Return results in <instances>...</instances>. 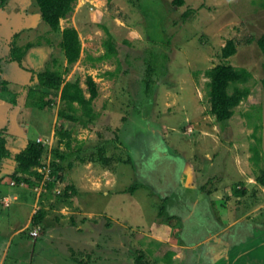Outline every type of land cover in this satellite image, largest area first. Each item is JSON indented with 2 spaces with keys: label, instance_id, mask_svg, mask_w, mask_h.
Here are the masks:
<instances>
[{
  "label": "rangeland",
  "instance_id": "1",
  "mask_svg": "<svg viewBox=\"0 0 264 264\" xmlns=\"http://www.w3.org/2000/svg\"><path fill=\"white\" fill-rule=\"evenodd\" d=\"M66 27L78 30L82 45L72 65L60 48ZM104 27L118 53L101 60L107 53ZM263 36L264 0H77L60 31L41 19L34 0L2 4L0 79L7 90L0 87V111L17 119L13 134L10 119L0 126L8 149L0 159L2 264H135L140 256L141 264H181L185 255L181 251L180 261H173L171 244L184 242L188 211L174 217L177 202L167 204L164 196L182 191L183 175L172 164L183 162L198 168L192 184L197 192L218 194L211 203L228 204L232 195L246 193L231 203L246 212L260 208L256 214L264 219V52L258 43ZM231 40L237 53L224 59ZM11 46L24 52L21 63L10 61ZM220 64L252 74L239 86L250 94L223 123L215 121L208 95L209 73ZM56 69L65 82L79 81L87 98V79L95 80L94 123L84 127L61 119L64 83L46 93L37 79ZM34 94L51 106H34ZM61 127L73 133L69 148L58 135ZM25 128L31 131L23 140ZM13 135L20 137L18 145ZM24 141L26 147L42 146L41 166L22 168ZM170 149L179 163L166 157ZM11 156L15 162L2 165ZM140 188L150 192L149 200L142 190L137 195ZM162 206L163 216L153 219ZM197 211L189 222L190 239L197 245L194 256L208 264L198 244L210 220L203 209ZM153 221L172 227L161 241L151 234H159Z\"/></svg>",
  "mask_w": 264,
  "mask_h": 264
},
{
  "label": "trees",
  "instance_id": "2",
  "mask_svg": "<svg viewBox=\"0 0 264 264\" xmlns=\"http://www.w3.org/2000/svg\"><path fill=\"white\" fill-rule=\"evenodd\" d=\"M40 10L41 19L51 28L52 31H60V22L62 19L68 17L75 9L77 0H34ZM7 0H0V7L5 4ZM107 40L104 47L107 53L101 58L106 60L114 57L118 52L113 43V36L104 27ZM62 40L60 48L64 53L68 65L76 63L81 55L82 45L78 30L75 27H66L61 31ZM260 48L264 52V36L258 41ZM237 53V44L231 40L227 46L222 50V57L228 59ZM24 52L15 46H11L10 61L22 62ZM210 82L208 84V95L212 105V114L215 116V121L223 123L230 120L234 116V108L240 105L242 100L250 94L249 88H241L240 84H245L252 77V74L245 69H235L226 64H220L213 68L209 73ZM39 87L48 90H59L64 83L61 92V106L59 109V116L61 119L71 123H78L84 127L89 123L96 121V115L93 111V102L99 96L98 85L95 80L89 76L87 79V91L90 98H87L85 90L80 85L79 81H67L63 77V72L59 70H46L37 75ZM2 84V85H1ZM6 82L0 79V87L3 91L7 90ZM234 86L233 92L230 88ZM45 94V93H44ZM34 106L40 110H45L46 107L51 106L52 101L45 99L42 95L34 94ZM58 135L61 141H66V146L69 148L72 144L73 133L70 130L60 128ZM8 153L6 148V141L0 136V159ZM43 148L35 142H31L20 153L18 160L21 161L23 169H30L31 167L41 166V156ZM58 157L63 160L65 156L63 153L56 152ZM53 163V167L59 164ZM72 166L70 165V168ZM62 171V167L58 166ZM42 178V177H41ZM73 188H69L71 190ZM68 194V193H67ZM164 207L160 209V215H163ZM141 256L136 260L135 264H141Z\"/></svg>",
  "mask_w": 264,
  "mask_h": 264
},
{
  "label": "crops",
  "instance_id": "3",
  "mask_svg": "<svg viewBox=\"0 0 264 264\" xmlns=\"http://www.w3.org/2000/svg\"><path fill=\"white\" fill-rule=\"evenodd\" d=\"M11 88H12V84H10L9 87L10 91ZM9 113L11 114V111ZM9 116L10 115L7 113V111H2V112L0 111V126L6 124L8 122V119H10V123L8 127H10L9 130L10 133H12L17 129L16 127L17 119L15 116L14 117L12 115L10 117ZM29 131H31L30 128L24 129L25 134L23 137L21 136L23 140L26 138V135L28 134ZM18 137L19 136H14V135L12 136V144L19 143L20 140L17 139ZM24 147H26L25 141L23 142L21 150ZM171 151H172L171 149L170 152L168 150L165 151V153L167 152L166 157L169 158L171 161H175L176 163H179V158L173 156L174 153L173 151L171 153ZM13 156L15 157V154ZM13 156L4 160L2 165L6 166V161L9 162V159L10 162L11 159H14L15 162V158ZM170 160L168 163H170ZM172 168L174 171L179 173L177 174L178 177L179 175L180 177L183 175L182 179L184 180H180L179 178V182H178L180 189L182 191L180 192L176 190L177 192L175 191L176 193L173 196L174 198L170 197V195H166L164 196V198H166L167 204L168 202L170 204L171 201L177 202V204L173 206V209H175L176 211L175 214L173 215L174 217H179L181 216L182 213L183 214L187 213V211H188L187 215L189 216V218L188 219L186 218L185 222H183L185 223L183 228L184 230L183 231L181 230V232H183L185 236L184 242H182L181 240H175L173 244H171L173 250L176 251V254L174 253L173 256V261H177L181 258L180 252L182 251V253L185 256L181 264H202L200 262L199 256L198 257L194 256V253H197L196 252L197 245L195 247V245H193L192 243V240L190 239L192 235L193 227L190 226L189 222H191L192 218L199 216V212L197 210L203 209L204 214L210 220V225L208 226V230L206 233L207 235L201 239V243L198 244V247L205 248V253L207 256L204 255L203 257L209 260L208 264H264V219L262 218V216H260V214L258 215L256 214L257 210L260 208H255L246 212L245 206L241 207V204L240 206H234V204L231 203L232 198L236 197L234 195L231 196V199H229L230 202L228 201V204L225 203L226 201L224 200H223L224 202H221V204L219 202H216L215 204L214 202L211 203L210 199L218 200L216 199L218 198V194L216 192L199 193L197 192L198 189L195 188L196 186L195 187L192 186V184H194L195 182L194 180L197 174L199 175V173H197L198 171L197 167L193 166L192 164H186L183 162L182 165L172 164ZM194 169H197V171ZM157 171L158 169L155 167V169L153 171L150 170V174L148 176H144L143 179L145 180L146 178L150 177L152 173L154 174ZM185 180L189 182L188 185L184 184ZM188 189L191 191L189 195L185 192V190ZM141 190L144 191V188L138 189L137 195L141 192ZM141 194L144 195L143 198L146 196L147 200L150 199L149 197L151 196L150 192L148 193L144 191ZM245 194L243 195L242 193L241 195L237 194V197L234 200L235 201L238 200V202L244 200L248 196L247 194L246 195ZM155 200L158 201L157 199H154V201ZM201 202H202V206H200ZM215 208L218 211H216ZM155 212L156 213L153 216V219L156 216H163L160 215V211L159 212L155 211ZM153 222L156 227L154 228L156 231H159V234L155 232H152L151 234L156 236V238L158 237V239L161 241L162 239L161 236L166 235L167 230L170 231L172 227L169 224L165 225L164 223L160 224L155 221ZM176 222L178 223L179 221L176 220ZM162 231H164V234L161 233ZM170 255L171 254H169V256ZM0 264H2L1 261Z\"/></svg>",
  "mask_w": 264,
  "mask_h": 264
},
{
  "label": "built area",
  "instance_id": "4",
  "mask_svg": "<svg viewBox=\"0 0 264 264\" xmlns=\"http://www.w3.org/2000/svg\"><path fill=\"white\" fill-rule=\"evenodd\" d=\"M36 141H37L38 143L45 144V141H44L43 139H40V138H39V139H37Z\"/></svg>",
  "mask_w": 264,
  "mask_h": 264
}]
</instances>
